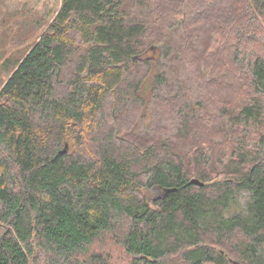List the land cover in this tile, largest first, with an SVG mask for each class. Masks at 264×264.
I'll return each mask as SVG.
<instances>
[{"label":"trees","instance_id":"trees-1","mask_svg":"<svg viewBox=\"0 0 264 264\" xmlns=\"http://www.w3.org/2000/svg\"><path fill=\"white\" fill-rule=\"evenodd\" d=\"M243 1L225 13L198 0H61L0 89V264H33L37 251L51 264H112L94 251L108 234L129 264H264V0ZM208 25L221 66L197 45ZM191 48L194 61L216 59L214 75L247 77L219 163L190 129L201 115L177 100L182 83L163 88ZM136 65L147 71L129 82ZM148 92L176 113L168 134L120 123L137 103L148 110Z\"/></svg>","mask_w":264,"mask_h":264},{"label":"rangeland","instance_id":"rangeland-1","mask_svg":"<svg viewBox=\"0 0 264 264\" xmlns=\"http://www.w3.org/2000/svg\"><path fill=\"white\" fill-rule=\"evenodd\" d=\"M198 1L203 6L214 7L213 10L215 12L219 9H224L223 12L225 13L229 10H242L244 5L243 0ZM60 5L61 0H0V89L12 73L13 64L17 60H20L40 37L46 28L48 20L54 17ZM213 28L216 30V27L212 25L204 27L203 32L198 37L200 40L197 45L200 50L212 45L211 52L214 54L217 52L215 55L218 58L217 64L221 66L223 61L219 56L224 53L222 52L224 45H219L220 35L217 34V31L212 30ZM256 33H260L261 35H256L257 41L264 44L263 26L260 27L259 25ZM249 34L254 35L252 32H249ZM195 41L196 37H194L193 42ZM231 41L232 39L229 38L228 42L230 43ZM175 46H178L177 38L171 42V47ZM152 47L155 48L156 46L153 45L150 49ZM197 54L198 52H195L193 55L191 48L186 58L171 59L168 68V80L163 88H166L168 83L172 88L176 87L177 82L182 83L185 98L180 97L177 100L181 101L182 104L184 101H188L189 106L187 110L191 115L193 114V108L195 109L194 114L201 115V120L194 123L190 129L196 131L197 137L200 139L199 143L210 142L213 144L212 146H214L215 153L218 156L216 163H219V159H224L223 157L226 153V158H230V152L232 151L227 146L231 142L232 137L230 134L234 130H232L233 127L231 128V124L228 122L229 120L226 118L225 113L231 111L230 107L236 100H243L242 90H244V85L247 84V77H243L236 70H231L226 75H222V73L216 71L217 74L214 75V71L209 66H213L216 63V59H202L200 63L198 60L194 61ZM210 55L213 56L212 53H209V57ZM152 56H155L156 59H161L159 52L154 55L149 50L144 55L145 58ZM225 61L231 63L232 59H225ZM152 63H154L150 65L152 67H156L158 64L156 62ZM231 67L233 69L235 66ZM132 71L135 75L129 79V82L134 81L136 83L137 79L146 73L147 68L144 65H136ZM239 76H242V79ZM199 77L200 80H198ZM221 77H224V79L220 82ZM210 78L215 79V82H211ZM201 80H204L207 85L204 89L199 88V81ZM153 86L154 84L152 83ZM165 92L166 90H163L161 93ZM152 95L148 92L145 96L148 100L151 99L148 110L137 103L126 110L120 119V123L125 124L126 128L130 130L136 124L151 126L153 124L152 121H155V123L160 124V126H156L159 133L163 135L168 134L171 129V121L176 113L172 112L171 109L169 110L166 105L158 106L154 99L155 97ZM142 131L144 130L133 131V136L136 140L148 139L147 134L145 136L140 135ZM199 147L201 148L202 146ZM222 167L221 164H218V166H215V170L220 171ZM116 238V236L109 234L104 236L95 245L94 251L104 253L111 260L112 264H129L126 252L120 245L122 237L117 240ZM48 259L47 255L37 251L33 264H51ZM235 264L237 263L235 262Z\"/></svg>","mask_w":264,"mask_h":264},{"label":"water","instance_id":"water-1","mask_svg":"<svg viewBox=\"0 0 264 264\" xmlns=\"http://www.w3.org/2000/svg\"><path fill=\"white\" fill-rule=\"evenodd\" d=\"M151 49L154 50L155 48L152 47ZM135 59H137V58H135ZM67 150H68V146L65 147V149L62 151V153H66ZM190 184H194V185H198V186H203L204 185V183H202L201 181H199L197 179L191 180Z\"/></svg>","mask_w":264,"mask_h":264}]
</instances>
